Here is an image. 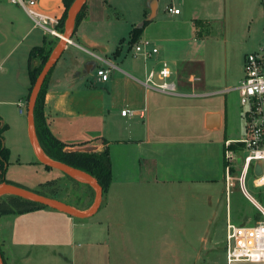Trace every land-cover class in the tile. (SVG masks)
Returning a JSON list of instances; mask_svg holds the SVG:
<instances>
[{
	"label": "crops",
	"instance_id": "1",
	"mask_svg": "<svg viewBox=\"0 0 264 264\" xmlns=\"http://www.w3.org/2000/svg\"><path fill=\"white\" fill-rule=\"evenodd\" d=\"M248 2L87 1L85 17L49 75L44 112L53 134L68 144L66 150L109 148L112 182L103 194L98 212L89 218H77L51 207L25 213H2L0 218L16 214L17 222L26 223L27 216L38 220L42 235L37 242L18 239L20 228L12 226L9 236L4 232L8 226L0 223V252L4 264H35L31 251L19 253L12 249L28 244L36 246V243L50 249L45 253L48 259L69 264H196L191 250L181 249V244L178 248V241L183 240L186 246L187 240H192L191 232L189 238L186 237L187 192L198 188L208 190L206 192L226 188V142L240 139L228 128V99L225 110L201 100L212 93L223 92L208 88L205 61L207 39L211 34L204 28L208 29L226 15L233 18L244 10L250 11L252 5ZM37 5L40 10L59 17L65 11L63 0H37ZM257 5L262 7L260 0ZM169 6L180 8V13L169 12ZM140 27L143 31L139 41L149 39L151 46L157 48L150 57L136 53L135 48L131 56L125 50L124 42L126 39L130 42L132 30ZM45 35L22 7L10 0H0V120L7 125L3 136L10 150L9 164L15 153L18 163H41L29 158L28 149L21 150L11 132L16 128L19 141L28 132L32 143L27 101L31 86L29 54L33 47L43 44ZM140 56L144 68H140ZM34 62L39 64L40 60ZM163 62L175 66L171 69L178 87L176 92H164L144 84L149 72L159 69ZM98 68L108 70L107 80L98 76ZM25 101L21 112L19 102ZM11 105H18L19 113L26 114L27 131L12 121L8 108ZM125 108L134 114L122 115ZM210 114L216 116L209 119ZM41 166L48 177L45 181H36L35 186L53 190L46 194L79 211L90 208L91 193L86 185L76 182L84 196L80 205L66 201L64 195L67 197L68 193L58 190L65 188L61 184L66 179L65 173L57 168H46L43 163ZM236 170L233 180L240 185V173ZM10 181L36 190L19 181ZM162 194H176L178 199H184L172 203L174 210L182 209L183 218L162 219ZM245 195L254 206L253 200L257 198L248 190ZM99 213H102L100 218L94 220ZM258 218L256 209L253 221ZM170 222L171 233L162 232L161 227ZM66 225L72 241L77 238L84 241L82 247L72 250L71 259L63 251Z\"/></svg>",
	"mask_w": 264,
	"mask_h": 264
},
{
	"label": "rangeland",
	"instance_id": "2",
	"mask_svg": "<svg viewBox=\"0 0 264 264\" xmlns=\"http://www.w3.org/2000/svg\"><path fill=\"white\" fill-rule=\"evenodd\" d=\"M248 4L252 7L250 11L244 10L242 14H238L236 17L228 15L220 21L211 24L208 29L204 30L211 34L210 38L207 39L206 48V68H207V79L210 91H223L221 93H212L207 97L201 99L203 102H212L215 107L225 110L227 108V99L229 103L228 112V128L235 133L237 138L245 136V123L242 116V105L240 101V94L236 87L241 83L244 76V61L246 54L257 51L261 46L264 45V5L263 0H260L262 7L257 5V0H249ZM245 7V6H244ZM243 7V8H244ZM247 9V8H246ZM229 21V22H228ZM208 27V26H207ZM125 33V32H123ZM128 38V33L126 34ZM60 43V42H59ZM57 44V46L59 45ZM56 46V47H57ZM136 43L130 45L128 39L124 42L125 50L129 51V55L134 51ZM55 47V48H56ZM54 52V51H53ZM148 63H151L150 60ZM172 69L175 66L170 64ZM140 68H144L143 58L140 56ZM175 77L173 76L172 79ZM157 80V79H156ZM227 89V91H224ZM26 101L23 102L25 107ZM9 112L12 115V121L20 127L26 128L27 117L26 114H20L18 105H11L8 107ZM13 137H16L18 145L21 150H29V158L37 159L35 150L32 143L29 142V133L25 132L24 139L19 141L17 136L16 128L11 132ZM10 136V133H9ZM17 153L12 155L11 162L6 172L7 179H13L19 181L22 185H28V187L41 190L45 193H53V190L40 188L35 186L36 181H45L48 176L44 173V169L41 163H28L15 161ZM241 168H237L236 172L239 174ZM62 172V171H59ZM63 173V172H62ZM66 178V179H65ZM62 186L65 188H58L59 191H63L67 197L66 201L80 205L84 196L80 191V185L76 182L69 181L70 179L64 176ZM255 179L254 172L252 169L249 170L245 185L248 192L256 197L259 201L264 203V190L263 188H256L253 180ZM73 186V189L71 188ZM236 186H238L236 188ZM64 189V190H63ZM95 189V188H94ZM192 190V193L187 192L186 206L187 212L184 213L187 216V238L189 234H192V240H187L186 246L183 240L178 241L181 249H186L192 252V258L196 264H228L226 257V239H227V228L229 223L235 224H252L254 223L256 209L253 206L250 198L245 195L244 188H241L238 182L234 180L230 181L226 188H214L211 191L203 190ZM57 190V191H58ZM59 193V192H58ZM63 194V193H61ZM261 195V196H260ZM92 199V197L90 198ZM92 205L95 201L92 199ZM184 199L177 198L176 194L161 195V217L162 219L170 220L183 218L182 209L174 210L172 203L183 202ZM178 203V204H179ZM18 205L17 199L5 196L0 198L1 207H12ZM91 205V206H92ZM19 206V205H18ZM90 206V207H91ZM177 214L175 216L174 214ZM102 213L96 215L94 220L99 219ZM16 214L12 216H2L0 223L8 226L5 228V233L11 236L12 226L20 228L21 235L16 238L27 239L30 242H37L41 239V231L39 229V221L29 219L30 216L25 217L26 223L21 221L17 222ZM36 224V226H35ZM35 226V227H34ZM172 222L163 225L162 232L168 231L171 233ZM137 228V227H136ZM70 228L68 225L65 226L63 231V237L65 239V246L63 251L71 259L72 250L76 247L80 248L84 245L82 239H75L72 241L69 234ZM177 231V230H176ZM180 233V231H177ZM14 238V237H13ZM179 239V238H178ZM161 243V242H160ZM37 245H29L26 247H15L12 250L16 252H24L25 250L30 252L33 262L35 264H69L67 261L59 260L56 261L53 258H47L45 253H49L48 247H40ZM76 245V246H75ZM158 248V247H157ZM161 250V248H158ZM114 252L112 251V256ZM232 264H264L263 262H250V261H236Z\"/></svg>",
	"mask_w": 264,
	"mask_h": 264
},
{
	"label": "built area",
	"instance_id": "3",
	"mask_svg": "<svg viewBox=\"0 0 264 264\" xmlns=\"http://www.w3.org/2000/svg\"><path fill=\"white\" fill-rule=\"evenodd\" d=\"M22 7L34 22L46 35L66 39L65 32L60 29L61 17L44 12L38 8L37 0H10ZM168 11L179 14L180 8L169 6ZM68 43L72 39H67ZM135 52L150 57L157 52V48L151 46V40L142 39L135 46ZM98 76L103 80L109 78L108 70L98 68ZM173 71L167 62H163L159 69L149 72L144 84L164 92H176L177 83L172 79ZM157 79V80H156ZM197 79V78H196ZM240 94L242 116L245 123V136L226 142V178L227 184L234 179L233 172L241 168L239 182L241 188L245 187V181L250 169L254 172L253 183L256 188L264 190V45L257 51L246 54L244 61V76L236 87ZM21 112L23 102H19ZM122 115L134 114V111L125 108ZM260 165L261 173L257 174L256 166ZM254 206L259 212V218L252 224H228L226 239L227 263L236 261H250L264 263V203L258 199L253 200Z\"/></svg>",
	"mask_w": 264,
	"mask_h": 264
},
{
	"label": "trees",
	"instance_id": "4",
	"mask_svg": "<svg viewBox=\"0 0 264 264\" xmlns=\"http://www.w3.org/2000/svg\"><path fill=\"white\" fill-rule=\"evenodd\" d=\"M74 1L75 0H63L65 5V11L63 16L61 17V23H60V29L62 32H65V23L68 17V10ZM86 3L87 2L84 3L81 10L76 16L72 35L76 32L77 27L81 22V20L85 17L86 6H87ZM142 31H143V27L134 28L132 30L131 39H130V43L132 45L139 41ZM59 41L60 39L57 37L45 35L43 44L39 46H35L31 49L29 54V76H30L31 86L29 89V94L27 96V101H29L32 88L37 82L38 77L42 72L44 65L50 58L51 54L53 53ZM36 59L40 60L39 64H35L34 61ZM51 71L52 69L48 73L43 83L34 110V122H35V127H36V132L40 147L43 150V152L51 159L60 161L70 167L82 170L92 175L102 187L103 194H106L112 182V162H111L109 148L106 147L102 151L66 150L68 144L59 137H57L56 135H54L49 127V123L44 112V103H45V94L47 91V82ZM6 129H7V125L3 124L0 120V184L3 183L13 184L10 180L6 178V172L8 169L9 158H10V150L4 144L3 133ZM46 168H52V167L46 165ZM65 176L74 182H78L79 184L82 183L86 185L91 193L92 199H94L95 189L90 183L87 182L83 183L79 181L77 178L69 176L68 174H65ZM33 191L48 196L45 192L41 190H33ZM5 196L11 197L12 199L15 200L17 199L19 206L16 204L15 206L12 207L3 208L0 205V215L2 213H12V212L25 213L36 209L48 207L39 202L15 195H2L0 196V198H3ZM92 199L91 202L93 201Z\"/></svg>",
	"mask_w": 264,
	"mask_h": 264
},
{
	"label": "water",
	"instance_id": "5",
	"mask_svg": "<svg viewBox=\"0 0 264 264\" xmlns=\"http://www.w3.org/2000/svg\"><path fill=\"white\" fill-rule=\"evenodd\" d=\"M87 1L88 0H75L68 10V17L65 23V38L66 39H63L60 41L59 45L56 47V50L51 54L50 58L44 65L43 70L40 73L37 82L32 88L30 98L28 101V121H29V130H30V135L32 139V145L34 147L38 161H40L44 165H49L53 168H57L63 171L65 174H68L69 176H72V177H75V178H78V179H81V180H84L90 183L95 188V201L93 205L87 211H79L60 200L37 193L31 189L24 188V187L15 185V184H6V183L0 184V196L15 195V196L23 197L26 199L39 202L45 206L65 212L77 218H89V217L94 216L98 212L101 206V203H102V199H103V189L98 183V181L89 173L73 168V167H70L60 161L53 160L43 152V150L40 147L37 132H36V127H35V122H34V110H35L36 102H37L39 93L42 89L43 83L48 73L50 72V70L53 68L55 63L58 61V59L62 55L68 43L67 39L71 38L76 16L81 10L84 3ZM213 116H216V115L210 114L208 118L210 119ZM261 169L262 168L260 167V165H257L255 169L256 173L260 174ZM0 264H4L1 252H0Z\"/></svg>",
	"mask_w": 264,
	"mask_h": 264
}]
</instances>
